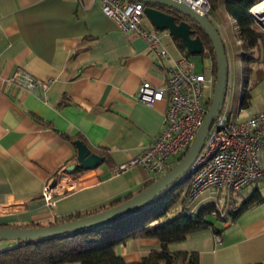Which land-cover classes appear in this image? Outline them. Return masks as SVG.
Masks as SVG:
<instances>
[{"label":"crops","instance_id":"crops-1","mask_svg":"<svg viewBox=\"0 0 264 264\" xmlns=\"http://www.w3.org/2000/svg\"><path fill=\"white\" fill-rule=\"evenodd\" d=\"M225 14L231 17L226 10ZM143 25L152 26L147 18ZM236 43L241 52L242 40ZM163 44L174 58L183 51L172 35ZM250 66L252 72L243 78L240 91L241 97L249 90L250 104L241 108L239 97L231 109L237 119L264 108V78L257 80L260 68ZM17 72L48 82V89L12 84ZM165 76L146 41L122 32L102 13L97 0H0V226H46L75 214L90 215L123 202L155 180L139 166L117 175L112 170L137 156L161 132L166 100L148 106L137 90L143 82L160 85ZM73 140L102 157L94 175L81 179L88 172L81 167L66 171L77 162ZM260 161L264 167V148ZM62 173L65 189L49 205L42 190ZM254 190L264 196V176L237 192L233 210L219 205L215 190L177 203L170 210L173 214L178 206L195 213L217 203L224 216L170 243L168 250L196 252L198 264H264V201L236 217L231 214ZM231 201L226 198L223 203ZM172 213L167 218L176 215ZM14 243L0 241V250ZM160 247L157 238L139 236L117 243L114 252L126 263H135Z\"/></svg>","mask_w":264,"mask_h":264},{"label":"built area","instance_id":"built-area-1","mask_svg":"<svg viewBox=\"0 0 264 264\" xmlns=\"http://www.w3.org/2000/svg\"><path fill=\"white\" fill-rule=\"evenodd\" d=\"M97 1L102 13L112 19L122 32L141 36L147 43L149 54L165 68L166 76L162 84L143 82L137 90L139 100L148 106L166 100L161 132L137 156L114 166L112 170L117 175L130 167L139 166L150 173L153 179H157L181 161L203 122L216 82L212 64L198 71L192 55L186 49L180 51L177 57H172L163 44L164 38L171 37L169 31L158 30L153 26L144 27L143 21L147 17L142 2ZM178 1L208 19L211 18L210 0ZM228 77L229 94L226 92L222 108L195 160L178 180L189 179V200L196 199L207 190L241 192L247 185L264 176V167L260 161V151L264 148V108L244 119H237L230 109V65ZM10 82L27 90L48 89V82L34 80L25 72H17ZM64 179L62 173L55 179V185L51 186L52 180L44 186L42 196L49 205H53L54 197L61 189H65ZM211 215L224 216L217 203ZM214 239L220 242L218 234H214Z\"/></svg>","mask_w":264,"mask_h":264},{"label":"trees","instance_id":"trees-1","mask_svg":"<svg viewBox=\"0 0 264 264\" xmlns=\"http://www.w3.org/2000/svg\"><path fill=\"white\" fill-rule=\"evenodd\" d=\"M261 1L224 0V8L236 21L239 38L243 42L244 49L248 51L244 53L242 58L245 78L252 71L250 64L257 60L253 56V51L263 41V32L248 14V10ZM210 4L212 8L211 0ZM149 6L172 14L177 23L181 21L190 22L191 37H199L202 40L205 51L203 55L207 53L211 56L212 68L215 73V54L203 29L179 12L160 5L150 4ZM172 37L178 47L184 50L181 40ZM261 63L263 67L256 71L257 80L264 78V53ZM250 98L249 90L244 89L240 97V107H248ZM72 143L75 145L74 140ZM79 169L81 168L77 167V171ZM189 182L188 178L177 182L158 195L147 206L135 212L121 215L106 224L33 241H14L13 246L0 250V264H64L70 262H79L80 264H178V262L198 264V254L196 252H170L168 250L170 243L181 241L188 234L212 225L207 216L215 209L214 204L201 206L195 213L181 210L175 216L167 218L173 206L179 202L184 204L187 201ZM130 197L128 196L126 199ZM262 201H264V196L258 190H254L231 214L236 217L245 209ZM83 215H88V213L75 214L62 219L61 222ZM26 227L38 226L32 224ZM213 233H218V231L213 229ZM139 236L155 237L160 241L161 247L158 250H152L139 262L126 263L121 256L114 252V246L117 243Z\"/></svg>","mask_w":264,"mask_h":264},{"label":"water","instance_id":"water-1","mask_svg":"<svg viewBox=\"0 0 264 264\" xmlns=\"http://www.w3.org/2000/svg\"><path fill=\"white\" fill-rule=\"evenodd\" d=\"M136 1H140L145 5L144 13L151 25L158 30H168L172 36L179 38L184 48L190 55H200L204 51L202 40L199 37H191L192 31L190 28V22L181 21L177 23L172 14L155 7H151L149 6L150 4L167 7L188 17L191 21L195 22L203 29L213 47L216 65V82L213 87L208 111L201 126L197 130L194 139L188 147L187 152L181 161L168 172L155 179L151 184L147 185L142 190L121 203L90 215H83L81 217L54 225L38 227L0 226V241H33L41 238L63 235L66 233L100 226L118 218L121 215L135 212L138 209L147 206L167 188L175 185L182 175H184L190 168L202 148L206 135L222 108L227 92L229 63L222 37L215 25L205 15L196 12L178 0ZM249 11L250 9L248 10V14L250 15ZM250 16L252 17V15ZM254 21L263 29V25L261 23H259L256 19H254ZM75 145L77 150V162L76 164L69 165L66 168V171L73 173L77 167H81L88 170V172L80 176L81 179L94 175V169L102 161V157L91 152L90 149H88L80 140H76ZM55 182L56 181L53 180L51 186L55 185Z\"/></svg>","mask_w":264,"mask_h":264},{"label":"rangeland","instance_id":"rangeland-1","mask_svg":"<svg viewBox=\"0 0 264 264\" xmlns=\"http://www.w3.org/2000/svg\"><path fill=\"white\" fill-rule=\"evenodd\" d=\"M211 2L213 4V7L211 8V11H210L211 18H209V19H210V21H212V23L218 29L224 44L228 43L226 47L230 53L229 54V57L231 60L230 61L231 62V64H230V77L232 80L231 86L233 88L232 92H231L230 109H233V108H235L236 102L237 101L239 102L241 89L244 88L243 78H245V77L243 75L242 58L244 56V53H246L248 51L246 49L242 48V51L240 52V47L236 43L238 38H239L238 27H237V25L235 26L236 22L234 23V20L231 19L232 17H229L225 14V9H224V4H223L224 0H214V1L211 0ZM258 2H256V3H258ZM257 26L263 32V41L260 43L258 48L253 51V56L257 60L255 62H252L251 64L255 68H262L263 65H262L261 61L263 60V53H264V29H262L259 25H257ZM242 44H243V42H242ZM191 58L196 63V69L198 71H202L203 67L207 68L210 64H212L211 56H209V54H207V53L204 55L203 54L192 55ZM249 75H250V73H249ZM228 94H229V89L227 90V95ZM251 184L252 183H250L246 187H251ZM245 193H246V190H245ZM236 194H237L236 192L226 193L225 191H220L218 194V195H220L219 196V198H220L219 205H222V208H224L226 210L227 209L233 210V208H235L234 203L237 201V199H234L233 197H235ZM226 198L227 199L231 198L232 201L226 203V205H225L223 202L225 201ZM188 201H189V199L186 202H188ZM179 203H181V202H179ZM179 208L180 207L178 206L177 210L174 211L175 212L174 214L172 212H169L168 214L172 213V215H175L178 212H180L181 210H185V206H183V208L181 210H178ZM173 209H174V207L172 208V210ZM207 219L209 222L217 223L216 217L212 216L211 214L209 216H207Z\"/></svg>","mask_w":264,"mask_h":264},{"label":"bare ground","instance_id":"bare-ground-1","mask_svg":"<svg viewBox=\"0 0 264 264\" xmlns=\"http://www.w3.org/2000/svg\"><path fill=\"white\" fill-rule=\"evenodd\" d=\"M249 13L250 15H252L254 19H256L259 23L263 25V29H264V0L254 5L250 9Z\"/></svg>","mask_w":264,"mask_h":264}]
</instances>
